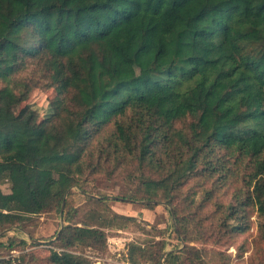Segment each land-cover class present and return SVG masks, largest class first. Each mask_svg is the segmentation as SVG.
<instances>
[{"label": "trees", "instance_id": "16d2710c", "mask_svg": "<svg viewBox=\"0 0 264 264\" xmlns=\"http://www.w3.org/2000/svg\"><path fill=\"white\" fill-rule=\"evenodd\" d=\"M37 87L56 90L45 116L30 104L12 115ZM95 153L115 169L132 162L139 189L130 197L170 205L184 242H130L128 264H208L192 243L234 241L254 212L263 242L264 0H0V231L60 209L96 169ZM46 173L58 178L45 183ZM222 191L232 199L217 200ZM88 197L109 214L79 223L67 202L42 259L95 264L80 251L107 250L106 227L137 221Z\"/></svg>", "mask_w": 264, "mask_h": 264}, {"label": "rangeland", "instance_id": "374dc122", "mask_svg": "<svg viewBox=\"0 0 264 264\" xmlns=\"http://www.w3.org/2000/svg\"><path fill=\"white\" fill-rule=\"evenodd\" d=\"M34 69L31 65L29 72L34 71ZM55 95L56 90L54 88L48 90L40 87L34 88L28 100L12 106L10 112L12 115H16L26 104H30L44 117L48 111L49 103ZM99 156V153H95L93 159H89L96 169L88 168L82 176L80 185L70 190L73 193L70 196L67 194L63 212L61 206L60 209L32 216L22 229L12 227L0 231V233L3 232V234H0L1 243L11 244L21 241L28 243L22 249L10 250L0 247V257L18 258L23 256V264H52L41 257H46L49 254V242L63 227L62 214L65 211L67 202L78 210L75 221L79 223L88 221V214L91 211H105L107 215L109 214L107 207L90 200L88 196H93L95 199L105 196L108 198L107 205L112 210L120 214L134 216L137 219V221L128 222L124 226L111 225L105 228L108 235L107 250L84 248L80 251V253L90 257L95 264H128L126 255L127 245L130 242L142 243L152 239H160L164 236L167 240V250L180 249L184 246L183 240L176 235V220L171 212L172 207L170 205L163 202V204H156L154 208H148L145 206V202L130 197L139 189V179H135L132 175L136 169L132 162L115 169V161L112 159L109 161L104 157L99 158ZM57 178L56 173H46L43 181L51 183ZM2 190L5 194H10V184L4 182ZM231 195L232 193L222 191L216 196V199L221 202H228L232 199ZM175 203L179 206V200H176ZM211 207L212 205L208 206V208ZM208 208L202 210L204 215L208 212ZM259 221L254 212L248 232L239 235L234 241H228L226 238L218 243L210 239L193 242L192 244L205 249L204 256L208 264H252L253 257L264 256V241L259 245L254 241ZM209 224L207 222L208 226ZM191 230L193 231V237L198 235V227L195 224L191 226ZM159 231H161V235H159ZM34 240H40L41 243ZM243 245L244 247L241 248Z\"/></svg>", "mask_w": 264, "mask_h": 264}, {"label": "water", "instance_id": "95a60500", "mask_svg": "<svg viewBox=\"0 0 264 264\" xmlns=\"http://www.w3.org/2000/svg\"><path fill=\"white\" fill-rule=\"evenodd\" d=\"M64 203H65V200L63 201V205H62V209H61L62 212H63V208H64ZM158 203H159V204H163V202H158ZM63 224H64V220L62 219V226H63ZM0 234H3V232L0 233ZM34 241L37 242V243H41L40 240H34ZM166 253H167V252H165L164 255H166Z\"/></svg>", "mask_w": 264, "mask_h": 264}, {"label": "crops", "instance_id": "0c3cea01", "mask_svg": "<svg viewBox=\"0 0 264 264\" xmlns=\"http://www.w3.org/2000/svg\"><path fill=\"white\" fill-rule=\"evenodd\" d=\"M3 193H4V192H3ZM4 195L8 197V196H10V195H11V193H10V194H8V193H7V194H5V193H4Z\"/></svg>", "mask_w": 264, "mask_h": 264}]
</instances>
